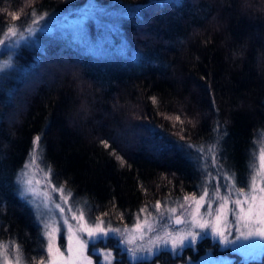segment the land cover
Here are the masks:
<instances>
[{"label":"trees","instance_id":"16d2710c","mask_svg":"<svg viewBox=\"0 0 264 264\" xmlns=\"http://www.w3.org/2000/svg\"><path fill=\"white\" fill-rule=\"evenodd\" d=\"M87 1L0 0V8L25 19L37 8L49 19ZM94 1L103 10L86 44L73 26L54 25L21 43L0 73V240L16 238L29 259L39 230L14 189L34 137L54 182L90 201L93 219L109 213L117 226L122 212L128 224L145 202L198 189L196 167L174 142L200 144L216 121L226 125L222 162L242 186L264 132V0ZM12 23L0 13V24ZM103 245L119 252L111 239ZM161 258L169 259H153Z\"/></svg>","mask_w":264,"mask_h":264},{"label":"snow or ice","instance_id":"6c2138e0","mask_svg":"<svg viewBox=\"0 0 264 264\" xmlns=\"http://www.w3.org/2000/svg\"><path fill=\"white\" fill-rule=\"evenodd\" d=\"M28 3L31 4L32 0ZM99 11L96 4L90 2L72 22L74 31L85 44L88 42L86 28ZM0 13H6L13 22L6 28L0 24L3 35L0 46L9 48H18L22 41L31 40L43 31L49 16L47 11L40 12L37 8L28 13L26 19L16 11L8 12L4 8H0ZM22 20L23 24L18 23ZM11 64L10 55L8 59L0 60V72ZM151 100L154 105L158 103L156 97H151ZM175 119L180 121L179 116ZM227 135L226 125L216 121L208 139L200 144L174 142L196 167L199 192L184 194L175 201L169 196L163 201L157 199L154 204L145 202L132 214L131 224L123 223L125 213H120L121 224L117 226L104 219L109 213L93 219L91 212L94 209L90 201L75 199L74 193L64 184L54 182L51 166L42 167L43 161L36 157L35 146L41 137H34L32 152L17 172L14 191L29 207L37 224V255L29 259L23 244L16 238L0 240V264H91L85 255L88 246L93 245L95 251L97 243L107 244L109 239L115 242L121 253L126 254L131 264H144L165 248L176 256L185 248L195 249L198 241L209 234L220 245H231L233 251L252 256L261 247L256 241H264V144L252 145L247 176L243 185L238 186L241 182L237 173L222 162L227 159L222 155ZM181 140H185L183 135ZM101 144L109 147L107 141L102 140ZM112 154L123 167L126 163L123 157L114 150ZM143 190L147 193V189ZM55 194H59L58 199ZM207 229L211 230L210 233ZM61 236L66 240L63 246L59 243ZM104 255V264H112V252Z\"/></svg>","mask_w":264,"mask_h":264},{"label":"rangeland","instance_id":"374dc122","mask_svg":"<svg viewBox=\"0 0 264 264\" xmlns=\"http://www.w3.org/2000/svg\"><path fill=\"white\" fill-rule=\"evenodd\" d=\"M95 3L94 0H88L87 2L83 3L81 7H78L77 9H72L66 13H62L59 15L52 16L51 18L47 19L46 25H44V29H49L53 27L54 25H63V26H73L72 22L78 19L79 14L82 13L88 6L89 3ZM97 8L100 10L99 13L103 10V6H99L97 3H95ZM98 13V14H99ZM33 39V38H32ZM29 41V40H26ZM26 41H22L21 43H24ZM16 48H9L6 46H0V60L3 59H8L9 55L11 56L12 59V54ZM12 65V64H11ZM11 65L8 67L10 68ZM6 71V69L4 70ZM2 71V72H4ZM1 73V72H0ZM20 109V107H19ZM16 118V111L14 112V116ZM11 117V119H12ZM264 144V132L259 134L258 137V145ZM36 147V146H35ZM32 152V151H31ZM30 152V154H31ZM29 154V156H30ZM39 153L38 150L36 152V157L38 159ZM29 158V157H28ZM27 158V160H28ZM26 160V161H27ZM39 160V159H38ZM25 161V163H26ZM24 163V164H25ZM42 166V165H41ZM43 167V166H42ZM215 183V181L213 182ZM198 188V187H197ZM223 192V189H221ZM194 192H199V189H197ZM193 192H187L183 193L178 196H171L172 200H177L178 198H182L184 194H192ZM59 194H55V197L58 199ZM165 199V198H164ZM162 199V201L164 200ZM155 203V202H154ZM152 203V204H154ZM231 218V217H230ZM133 221V219H132ZM132 221L128 224H131ZM120 225V224H119ZM105 227L107 226L106 224L104 225ZM172 227H179L173 225ZM210 233V229H207ZM208 243L206 244L207 246L197 249V245L199 242H204L201 239L198 241L197 245L195 246V249L193 248H185L182 253L177 257L176 255H173L171 251L167 248L162 249V257H168V261L163 262V259L161 258L160 264H264V241H256L258 245H261L260 248H257L256 251L252 256L246 255L243 252L240 251H233L232 246H222L219 244L218 240L213 238L210 234L206 237ZM233 237H230V239ZM113 241V240H112ZM108 242V241H107ZM114 242V241H113ZM59 243L61 246L66 244V240L61 236L59 238ZM241 243H248L245 241H242ZM105 244L104 242H99L95 245V251H93V245H89L88 248L85 251V255H87L90 260L91 264H95V258L94 254L99 255V260L101 261V264H104L105 262V253L111 251L112 252V264H128L130 261L127 260L126 254H124L125 258L122 259L120 256V251L115 252L114 248L103 245ZM115 244V242H114ZM63 250V247H62ZM156 259H152L150 262H147V264H159Z\"/></svg>","mask_w":264,"mask_h":264},{"label":"water","instance_id":"95a60500","mask_svg":"<svg viewBox=\"0 0 264 264\" xmlns=\"http://www.w3.org/2000/svg\"><path fill=\"white\" fill-rule=\"evenodd\" d=\"M260 248V247H259Z\"/></svg>","mask_w":264,"mask_h":264}]
</instances>
